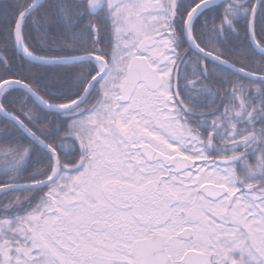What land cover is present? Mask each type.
<instances>
[{"label":"snow or ice","instance_id":"snow-or-ice-1","mask_svg":"<svg viewBox=\"0 0 264 264\" xmlns=\"http://www.w3.org/2000/svg\"><path fill=\"white\" fill-rule=\"evenodd\" d=\"M0 264H264V0H0Z\"/></svg>","mask_w":264,"mask_h":264}]
</instances>
